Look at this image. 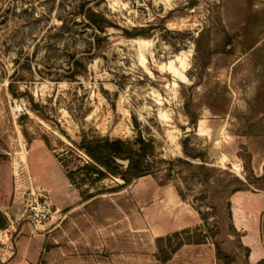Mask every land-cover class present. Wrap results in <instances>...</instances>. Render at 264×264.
<instances>
[{
	"label": "rangeland",
	"instance_id": "1",
	"mask_svg": "<svg viewBox=\"0 0 264 264\" xmlns=\"http://www.w3.org/2000/svg\"><path fill=\"white\" fill-rule=\"evenodd\" d=\"M35 202L85 264L264 260V0H0V237Z\"/></svg>",
	"mask_w": 264,
	"mask_h": 264
},
{
	"label": "crops",
	"instance_id": "2",
	"mask_svg": "<svg viewBox=\"0 0 264 264\" xmlns=\"http://www.w3.org/2000/svg\"><path fill=\"white\" fill-rule=\"evenodd\" d=\"M44 227H33L24 219H9L0 237L4 246L0 255H7V259L0 264H85L82 259L88 253L100 252L99 238L94 234L83 236L79 242L77 235L46 231Z\"/></svg>",
	"mask_w": 264,
	"mask_h": 264
},
{
	"label": "trees",
	"instance_id": "3",
	"mask_svg": "<svg viewBox=\"0 0 264 264\" xmlns=\"http://www.w3.org/2000/svg\"><path fill=\"white\" fill-rule=\"evenodd\" d=\"M83 18L91 24L96 29H101L104 26L105 21L103 18L99 17L92 10L87 9L82 12ZM77 75L73 74L72 78ZM143 142L136 143L137 146H140ZM81 148L85 151L88 157L99 167H107L106 161L110 160L115 164V159L119 158L121 160L127 161V166H119L122 168L124 173L127 176H139L140 174V166L145 157L144 153H140L141 150L135 149L133 145L125 144L123 142L117 141L113 144H109L108 142L97 141L93 143H89ZM95 173H99L95 167H91ZM5 224V220L0 223V228ZM258 264H264V260H260Z\"/></svg>",
	"mask_w": 264,
	"mask_h": 264
},
{
	"label": "built area",
	"instance_id": "4",
	"mask_svg": "<svg viewBox=\"0 0 264 264\" xmlns=\"http://www.w3.org/2000/svg\"><path fill=\"white\" fill-rule=\"evenodd\" d=\"M49 213V206L46 204H37V202H35L34 205L26 207L24 220H26L31 226L35 227L47 222L49 220Z\"/></svg>",
	"mask_w": 264,
	"mask_h": 264
},
{
	"label": "water",
	"instance_id": "5",
	"mask_svg": "<svg viewBox=\"0 0 264 264\" xmlns=\"http://www.w3.org/2000/svg\"><path fill=\"white\" fill-rule=\"evenodd\" d=\"M190 129L186 128L185 132H189ZM117 164H119L120 166L126 167L127 166V161H122V160H116Z\"/></svg>",
	"mask_w": 264,
	"mask_h": 264
}]
</instances>
